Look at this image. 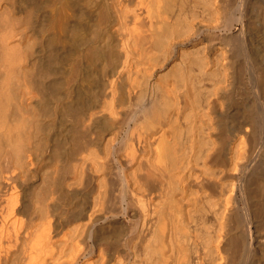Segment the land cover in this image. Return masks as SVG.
<instances>
[{
  "label": "bare ground",
  "instance_id": "1",
  "mask_svg": "<svg viewBox=\"0 0 264 264\" xmlns=\"http://www.w3.org/2000/svg\"><path fill=\"white\" fill-rule=\"evenodd\" d=\"M0 264H264V0H0Z\"/></svg>",
  "mask_w": 264,
  "mask_h": 264
}]
</instances>
